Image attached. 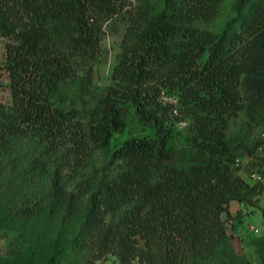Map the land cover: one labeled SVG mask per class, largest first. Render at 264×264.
<instances>
[{
    "label": "trees",
    "instance_id": "16d2710c",
    "mask_svg": "<svg viewBox=\"0 0 264 264\" xmlns=\"http://www.w3.org/2000/svg\"><path fill=\"white\" fill-rule=\"evenodd\" d=\"M223 3L0 0L13 98L10 107L0 102V154L13 138L34 133L50 152L71 143L73 157L54 170L38 211L50 224L77 226L67 249L81 264L109 254L119 264L232 258L223 214L234 200L257 205L264 192V182L240 174V158L257 157L264 138L247 144L231 135L238 119L264 118V0H233L234 16L221 32L202 28ZM122 20L126 85L84 112L87 122L76 121L82 110L66 112L55 101L88 91L107 27ZM160 85L179 93V111L191 117L185 133L151 106ZM124 102L157 131L112 150L113 136L126 127ZM95 150L111 154L113 176L94 168L69 190L64 166L87 167ZM5 170L0 160V178Z\"/></svg>",
    "mask_w": 264,
    "mask_h": 264
},
{
    "label": "rangeland",
    "instance_id": "374dc122",
    "mask_svg": "<svg viewBox=\"0 0 264 264\" xmlns=\"http://www.w3.org/2000/svg\"><path fill=\"white\" fill-rule=\"evenodd\" d=\"M232 3L233 0H224L219 17L212 23L203 24L202 28L221 32L227 21L234 16ZM126 26V22L122 20L107 27L102 42V54L88 84V91L65 103L55 101L66 112H71L74 108L82 110L76 121L80 119L87 122L88 117H85L84 112L92 109L104 96L125 87L122 71L127 53L124 42ZM9 41V38L0 35V102L7 107L13 104L11 79L6 70ZM160 88L161 92L156 93L155 103L151 106L169 127L185 133L191 117L179 111V93L169 90L167 85H160ZM122 110L126 127L113 136L112 150L132 137L155 136V124L141 119L130 103L124 102ZM247 119L246 116L238 119L233 124L231 135L239 142L252 144L259 138H264V118L249 122ZM69 146L71 143L67 142L55 151H47L45 143L34 133L13 138L3 148L0 160L1 166L6 165V170L3 173L5 175L0 178V264H47L54 256L55 264H81V260H77L67 249L76 236L77 226L62 228L50 224L45 221L43 213L38 211L39 204L43 202L50 188L54 170L73 157L69 153ZM240 159L244 166L240 171L242 176L251 183L264 182V143L259 146L257 157L243 156ZM36 160L46 163V167H43V163L38 165ZM111 163V154L95 150L87 167L73 170L65 165L63 172L68 180L67 188L75 190L77 182L86 179L94 168H104L101 175L113 176L115 164ZM257 197V205L234 200L230 204L229 215L223 214L230 234L232 258L221 262L203 259L190 264H264V192ZM98 263L119 264V260L115 255L109 254Z\"/></svg>",
    "mask_w": 264,
    "mask_h": 264
}]
</instances>
